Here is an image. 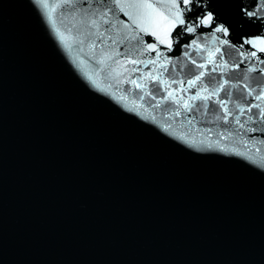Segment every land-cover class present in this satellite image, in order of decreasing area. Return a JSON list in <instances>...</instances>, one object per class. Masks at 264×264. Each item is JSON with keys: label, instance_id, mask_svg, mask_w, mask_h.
I'll list each match as a JSON object with an SVG mask.
<instances>
[{"label": "water", "instance_id": "obj_1", "mask_svg": "<svg viewBox=\"0 0 264 264\" xmlns=\"http://www.w3.org/2000/svg\"><path fill=\"white\" fill-rule=\"evenodd\" d=\"M239 2L177 48L176 0H0V264H264V29Z\"/></svg>", "mask_w": 264, "mask_h": 264}, {"label": "snow or ice", "instance_id": "obj_2", "mask_svg": "<svg viewBox=\"0 0 264 264\" xmlns=\"http://www.w3.org/2000/svg\"><path fill=\"white\" fill-rule=\"evenodd\" d=\"M137 7H147L152 8L153 5H137ZM176 7L179 9V12L177 13L179 20H178V28L175 32V44L177 48L182 47L181 40L183 38H186L185 34H187L188 37L191 36H197L199 37L201 34V31L203 29H210V35L213 38H219L217 37V34H220L221 36L227 35L228 28L224 25H222L219 21V17L213 15L212 12H209L206 10L205 0H176ZM239 15L242 19L248 20L249 22H257L259 21L261 23L262 29H264V0H240L239 2ZM107 23V21H105ZM95 23V21H93ZM175 24V22H173ZM103 33H101V36ZM126 39V38H125ZM133 40L136 41V44H140L141 41L137 39V37L133 36ZM264 42V40H262ZM115 43V41H113ZM221 43L227 47L234 48L236 52H238L240 55L244 56V45L245 44H252L253 41L251 39L248 40H242L239 45H231L228 40H221ZM196 44V40H192V45ZM191 45H189L190 47ZM135 47V45H133ZM147 47L149 49L155 48V44H148ZM171 48V45L169 46ZM217 51H220V49H217ZM261 52H264V48L260 49ZM185 55H188V52L185 50ZM250 57H256L257 53L255 51L249 52ZM249 56H244V59H248ZM132 63H135V61H131ZM153 61H149V63H152ZM211 62V61H210ZM243 62V61H241ZM261 63H264V60L260 61ZM193 64L196 63L195 60L192 61ZM239 66V65H237ZM199 68H204L205 65L200 64L197 65ZM212 71H216V68L214 67ZM248 71H255V67H250ZM264 71V69H262ZM204 73L201 72L200 76H203ZM200 76H197L196 79L199 80ZM215 79V78H213ZM135 83V81H133ZM188 84L190 87L195 85V81H188ZM225 84H227V81H225ZM225 84H220L217 86L216 91L213 93H210L208 96H204L203 99L207 100L210 99L212 95H215L216 92L223 90L225 88ZM137 87H141V85L137 84ZM251 94V93H249ZM172 93H169V96H171ZM201 98L200 94L197 93L196 96L191 97V99H198ZM154 99V97H153ZM256 99H260V96H257ZM221 106H223V101H219ZM184 107L188 110H191V106L185 103ZM253 107L259 108V105H253ZM250 110V109H249ZM243 112V110H242ZM261 116H264V110L261 111ZM239 123V121H237ZM255 131V129H253Z\"/></svg>", "mask_w": 264, "mask_h": 264}]
</instances>
